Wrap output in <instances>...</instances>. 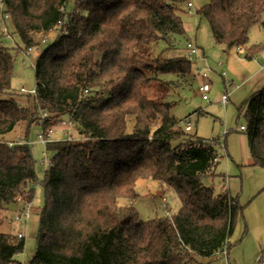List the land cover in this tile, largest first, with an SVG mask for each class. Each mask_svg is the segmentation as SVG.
I'll list each match as a JSON object with an SVG mask.
<instances>
[{
  "label": "trees",
  "instance_id": "1",
  "mask_svg": "<svg viewBox=\"0 0 264 264\" xmlns=\"http://www.w3.org/2000/svg\"><path fill=\"white\" fill-rule=\"evenodd\" d=\"M2 1L27 49L63 17L60 8L70 0ZM187 2L78 1L66 32H57L35 59L33 108L9 93L14 56L0 44V225L8 205L25 191L32 197L38 180L30 146L4 135L21 122L29 131L45 111V127L66 118L78 137L70 132L68 139L46 144L52 155L40 180L44 204L29 264H204L201 258L224 247L228 255L244 207L238 196L214 194L203 183L215 175L217 141L187 133L165 93H144L195 80L186 55L150 58L139 49L160 39L174 48L185 34ZM196 14L224 51L244 49L243 57L251 59L264 49L263 43L248 45L250 28L264 23V0H210ZM166 74L176 79H164ZM243 107L251 164L264 169V88ZM141 179L173 191L179 211L139 222L134 205L120 199L133 200ZM24 245L23 236L0 231V264H14Z\"/></svg>",
  "mask_w": 264,
  "mask_h": 264
},
{
  "label": "rangeland",
  "instance_id": "2",
  "mask_svg": "<svg viewBox=\"0 0 264 264\" xmlns=\"http://www.w3.org/2000/svg\"><path fill=\"white\" fill-rule=\"evenodd\" d=\"M189 1L191 6L188 7L185 3L184 12L181 14L185 34L178 38L174 48L167 49L168 45L160 39L141 45L139 49L150 58H155L161 52L165 55H186V43L194 41L203 50L206 64L212 69L209 74L212 82V88L208 93L209 100L201 98L198 86L203 80L197 74L189 87H159L158 93L156 91L155 93L150 89L154 86H151L144 88V93L149 97L165 93L164 101L170 104V113L179 120L182 127L185 121L190 123L191 129L187 133L217 141L218 163L215 175L204 177L203 183L211 187L214 194L227 190L231 195L238 196L239 203L244 207L243 217H238L229 239L231 248L228 255L203 257L201 261L204 264H254L258 256L264 255V169L251 164L247 138L239 126L245 124L244 102L252 93L264 88V72L258 70L261 57L257 59L258 55L260 56L258 53L254 58L245 59L244 49L233 48L224 51L223 45L215 43L207 20L196 14V10L210 0ZM68 7L73 8L71 5ZM47 35L49 39L40 42L38 48L33 49L28 55L11 27L9 36L1 38V45L8 48L14 56L9 93H12L21 105L30 108H33L34 103L32 94L29 93L35 87L33 62L52 42L55 34L49 32ZM248 35V45L264 44V25L252 26ZM191 61L195 65L196 59L193 58ZM202 64L205 65V62ZM221 71L225 72L224 78L219 75ZM163 78L175 80L176 76L166 74ZM21 87L26 91H21ZM223 93H228V100L225 103L219 101ZM56 125L57 122L54 128ZM39 129V126L34 124L27 131V124L21 122L6 134L10 140L3 138L9 142L27 143L37 161L43 157L44 148L43 144L36 140L35 135ZM66 132H69V136L74 133L73 138H78L71 125ZM53 136L54 138L64 136L59 126L54 129ZM172 144L175 145L176 142ZM35 165L38 180L34 186L33 196L28 197L31 199L28 215L17 219L23 202H13L3 213V222L0 225V231L22 233L24 249L16 254L15 259L26 264H29L28 261L35 250L39 212L44 204L43 187L40 184L44 169L40 165ZM135 190L137 196L133 200L120 199V203H132L138 212L139 222L164 215L171 216L181 208V202L176 194L173 191L164 192L155 180H138Z\"/></svg>",
  "mask_w": 264,
  "mask_h": 264
},
{
  "label": "built area",
  "instance_id": "3",
  "mask_svg": "<svg viewBox=\"0 0 264 264\" xmlns=\"http://www.w3.org/2000/svg\"><path fill=\"white\" fill-rule=\"evenodd\" d=\"M78 1H82V0H70L68 5L61 6L60 10L61 12H63V17L59 18L56 24L50 27L47 31H41L37 33L36 37L38 40V44L40 42H46L49 39V36L47 35L49 32H52L54 34H57V32L59 31H62L64 33L66 32L68 15L77 12L75 8V4ZM69 5L73 6V8L72 7L69 8L68 7ZM187 6L188 7L191 6L190 1L187 2ZM9 29H10V15L9 13L5 11V6H4L3 1L0 0V44L2 43L1 42L2 37L9 36ZM37 46L28 47L25 50L26 55H28L33 49H37L38 48ZM185 51H186L187 58H189L190 60H192L193 58L196 59L195 72L203 80L198 86V91L201 94V98L205 101H208L209 100L208 93L210 92L212 88V82L209 77V74L212 72V69L206 64V57L204 56V54H202L200 47L194 41H188L186 43ZM202 62H205V65H203ZM34 65H35V61L33 62V68H34ZM224 74L225 72L221 71L219 75L222 78H224ZM20 90L23 92L26 91L24 87H21ZM34 91L35 89H32L29 93L33 94ZM227 100H228V93L221 94L219 101L222 103H225ZM46 117H47V113L45 111H39L38 126L40 129L37 131L35 135L36 140L41 142L44 146L43 151H42L43 157L38 159L35 163L37 165L42 166L44 170L50 164L51 155H52L51 153L49 154V152L46 149L47 142L54 141V140H60V139H66V138L68 139L69 132H66V131H68V128L71 125L69 120H66V119L58 120L56 127L59 126L64 136L62 138H54L53 133H54V129L56 128V127L54 128L55 124L45 127ZM183 128L185 131H189L191 129L190 123L185 121ZM239 129L244 130L245 126L240 125ZM29 195L30 193L28 191H25L23 194H20L16 198V202H23V208L21 212L16 216L17 219H21L22 217H26L28 215V209L31 206V199L29 200L28 198ZM23 210L25 211L23 212ZM167 214H169L168 211H167ZM17 234L19 237L23 236L22 233L20 232H18ZM221 254L227 255L226 247L215 251L212 256L217 257ZM254 264H264V255L258 256Z\"/></svg>",
  "mask_w": 264,
  "mask_h": 264
},
{
  "label": "crops",
  "instance_id": "4",
  "mask_svg": "<svg viewBox=\"0 0 264 264\" xmlns=\"http://www.w3.org/2000/svg\"><path fill=\"white\" fill-rule=\"evenodd\" d=\"M263 20H264V14H263ZM260 25H264V23L263 24H260ZM262 27V26H261ZM201 49V48H200ZM201 51L203 52V50L201 49ZM206 57V56H205ZM259 57H261L260 59H261V63L259 64V68H258V70H261V71H263L264 72V49L260 52V56L258 55V58L257 59H259ZM4 138H6L7 139V137H6V134L4 135ZM7 140H10V139H7ZM203 262V261H202ZM204 263V262H203ZM14 264H26L25 262H22V261H18L17 259H16V262L14 263Z\"/></svg>",
  "mask_w": 264,
  "mask_h": 264
}]
</instances>
